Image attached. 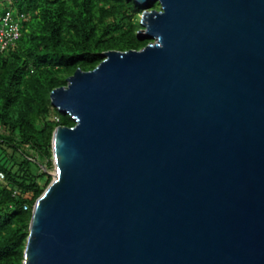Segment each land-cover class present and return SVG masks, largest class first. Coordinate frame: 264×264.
<instances>
[{"label":"water","instance_id":"obj_1","mask_svg":"<svg viewBox=\"0 0 264 264\" xmlns=\"http://www.w3.org/2000/svg\"><path fill=\"white\" fill-rule=\"evenodd\" d=\"M148 1L152 42L51 93L24 264H264V0Z\"/></svg>","mask_w":264,"mask_h":264},{"label":"trees","instance_id":"obj_2","mask_svg":"<svg viewBox=\"0 0 264 264\" xmlns=\"http://www.w3.org/2000/svg\"><path fill=\"white\" fill-rule=\"evenodd\" d=\"M10 9L21 36L0 53V264H24L34 205L52 182L54 132L74 126L51 93L78 69L94 70L104 53L150 41L138 36L144 8L134 0H13Z\"/></svg>","mask_w":264,"mask_h":264},{"label":"built area","instance_id":"obj_3","mask_svg":"<svg viewBox=\"0 0 264 264\" xmlns=\"http://www.w3.org/2000/svg\"><path fill=\"white\" fill-rule=\"evenodd\" d=\"M13 0H0V4L12 5ZM21 29L10 8L0 11V51L14 47L20 39ZM5 180V174L0 171V181ZM16 194V192H15ZM26 209V207H25Z\"/></svg>","mask_w":264,"mask_h":264},{"label":"rangeland","instance_id":"obj_4","mask_svg":"<svg viewBox=\"0 0 264 264\" xmlns=\"http://www.w3.org/2000/svg\"><path fill=\"white\" fill-rule=\"evenodd\" d=\"M157 3V2H156ZM3 9H4V4H0V11H3ZM160 9L158 8V9H154V10H152V9H149L148 8V10L147 11H159ZM146 11V12H147ZM142 15H140L139 16V18H138V22L140 23V24H142ZM142 26V25H141ZM142 32L144 33L145 32V28L142 26V28H140L139 29V32H138V36L139 37H142ZM143 40H146V41H150V42H152L150 39H146V38H142ZM145 48V47H144ZM52 162H53V158H52ZM45 165H46V163H45ZM45 167H47V166H45ZM47 172L49 173V175L51 176V181L54 179V175H55V170H54V166L51 168V169H49V170H47Z\"/></svg>","mask_w":264,"mask_h":264},{"label":"clouds","instance_id":"obj_5","mask_svg":"<svg viewBox=\"0 0 264 264\" xmlns=\"http://www.w3.org/2000/svg\"><path fill=\"white\" fill-rule=\"evenodd\" d=\"M134 2H135L136 4H138V6L144 8L143 11H142V13H141V15H142V20H141V21H142V23H143V20H144V17H145V15H146V13L149 12V11H147L148 8H149V2H152V1H148V5H147V6H142L141 3L137 2V0H134ZM12 4H13V3H12ZM11 6H12V5H5V4H4V9H5V8H11ZM149 9H150V8H149ZM146 11H147V12H146ZM150 12H151V11H150ZM140 23H141V22H140ZM141 25H142V24H141ZM142 26H143V25H142ZM1 52H4V51H0V53H1ZM52 146H53V142H52ZM52 181H53V180H52ZM51 183H52V182H51ZM51 183H50V184H51ZM50 184L48 185V187L50 186ZM48 187H47V188H48ZM47 188L45 189V191L47 190ZM45 191L43 192V194L45 193ZM43 194H42V195H43ZM42 195H41V196H42ZM41 196H40V197H41ZM40 197H39V198H40ZM39 198H38V199H39ZM38 199H37V200H38ZM36 202H37V201H36ZM35 204H36V203H35ZM34 206H35V205H34ZM33 216H34V208H33ZM32 219H33V217H32ZM31 222H32V220H31ZM30 226H31V223H30ZM29 230H30V229H29ZM28 238H29V236H28ZM27 240H28V239H27ZM26 245H27V243H26ZM25 248H26V247H25ZM24 257H25V255H24ZM24 259H25V258H24ZM24 261H25V260H24Z\"/></svg>","mask_w":264,"mask_h":264},{"label":"bare ground","instance_id":"obj_6","mask_svg":"<svg viewBox=\"0 0 264 264\" xmlns=\"http://www.w3.org/2000/svg\"><path fill=\"white\" fill-rule=\"evenodd\" d=\"M55 175H56V173H55Z\"/></svg>","mask_w":264,"mask_h":264}]
</instances>
